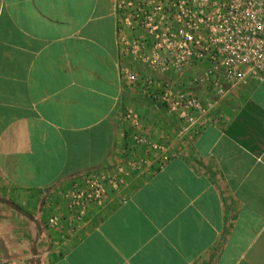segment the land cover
<instances>
[{
  "label": "crops",
  "instance_id": "crops-1",
  "mask_svg": "<svg viewBox=\"0 0 264 264\" xmlns=\"http://www.w3.org/2000/svg\"><path fill=\"white\" fill-rule=\"evenodd\" d=\"M117 21L116 0H0V264H264V80L186 130L122 78L153 75ZM137 139L165 159L133 170ZM117 166L76 221L66 193Z\"/></svg>",
  "mask_w": 264,
  "mask_h": 264
},
{
  "label": "built area",
  "instance_id": "built-area-1",
  "mask_svg": "<svg viewBox=\"0 0 264 264\" xmlns=\"http://www.w3.org/2000/svg\"><path fill=\"white\" fill-rule=\"evenodd\" d=\"M116 4L122 54L153 75L143 78L125 70L122 78L132 86L141 84L147 97L164 105L184 129L205 121L235 89L250 80H264V0H116ZM197 66L203 72L189 79L194 90L171 80ZM125 118L137 126L133 112L126 111ZM137 142L147 146L157 162L165 159V147ZM126 176L122 166L107 174H85L65 195L68 212L80 221Z\"/></svg>",
  "mask_w": 264,
  "mask_h": 264
},
{
  "label": "rangeland",
  "instance_id": "rangeland-1",
  "mask_svg": "<svg viewBox=\"0 0 264 264\" xmlns=\"http://www.w3.org/2000/svg\"><path fill=\"white\" fill-rule=\"evenodd\" d=\"M143 94L147 98L146 93H143ZM148 99H150V98L148 97ZM144 149H147V148L145 147ZM156 159H157V157L153 152L151 153V151H142V154H141V152H138V154L136 155V158H134V160L130 162L131 163L130 165L132 166L131 168L133 170L134 169L139 170V169L145 168L146 166H148L153 161L155 162Z\"/></svg>",
  "mask_w": 264,
  "mask_h": 264
},
{
  "label": "trees",
  "instance_id": "trees-1",
  "mask_svg": "<svg viewBox=\"0 0 264 264\" xmlns=\"http://www.w3.org/2000/svg\"><path fill=\"white\" fill-rule=\"evenodd\" d=\"M155 103V102H154ZM158 107H160L162 110H167V108L164 105L155 103Z\"/></svg>",
  "mask_w": 264,
  "mask_h": 264
}]
</instances>
